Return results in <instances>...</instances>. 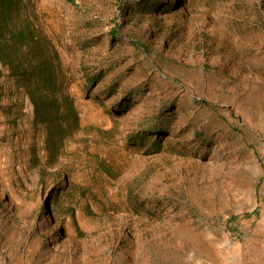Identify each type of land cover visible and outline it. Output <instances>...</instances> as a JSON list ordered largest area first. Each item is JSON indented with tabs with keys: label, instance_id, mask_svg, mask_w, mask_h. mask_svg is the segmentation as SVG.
<instances>
[{
	"label": "rangeland",
	"instance_id": "obj_1",
	"mask_svg": "<svg viewBox=\"0 0 264 264\" xmlns=\"http://www.w3.org/2000/svg\"><path fill=\"white\" fill-rule=\"evenodd\" d=\"M21 7L12 24L58 49L80 129L48 162L3 70L0 264H264V0ZM158 121L159 149L129 141Z\"/></svg>",
	"mask_w": 264,
	"mask_h": 264
},
{
	"label": "trees",
	"instance_id": "obj_2",
	"mask_svg": "<svg viewBox=\"0 0 264 264\" xmlns=\"http://www.w3.org/2000/svg\"><path fill=\"white\" fill-rule=\"evenodd\" d=\"M22 3L23 0H0V77L3 70L7 69L8 76L24 87L25 94L33 106L35 123L44 126L47 131L44 158L53 162L64 139L80 129V118L75 101L67 92V70L63 68L56 46L36 32L28 21L20 26L12 24L13 17L22 8ZM131 8L149 13L159 9L158 6L144 1L132 4ZM117 33L118 30H113L111 35L115 36ZM99 77L100 75L92 84ZM132 106V98L129 96L119 103L123 113ZM167 133L169 128L163 127L158 121L150 124L145 131L131 136L129 141L145 147L148 138L159 135L153 142L159 149L162 138ZM35 160L41 162V158L37 157ZM255 214L256 211L247 213L245 217ZM235 219L236 217H233L231 222Z\"/></svg>",
	"mask_w": 264,
	"mask_h": 264
}]
</instances>
